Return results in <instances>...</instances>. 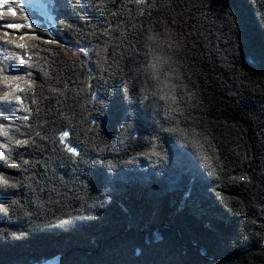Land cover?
Listing matches in <instances>:
<instances>
[{
  "label": "trees",
  "instance_id": "trees-1",
  "mask_svg": "<svg viewBox=\"0 0 264 264\" xmlns=\"http://www.w3.org/2000/svg\"><path fill=\"white\" fill-rule=\"evenodd\" d=\"M41 1L43 11L24 0L21 12L9 0L15 17L0 7L6 19L29 16L40 37L30 33L24 51L5 46L0 59L39 51L36 103L25 96L31 119L18 121L37 143L13 146L12 158L47 168L64 195L45 215L26 216L13 203L32 208L25 174L0 168L18 182L0 187V264L58 254L61 264H264V0H87L84 10ZM0 108V122L13 123ZM169 116L195 128L215 175L179 133H157ZM62 131L78 157L59 143ZM157 134L168 159L153 166L137 154ZM10 135L26 138L14 127Z\"/></svg>",
  "mask_w": 264,
  "mask_h": 264
},
{
  "label": "snow or ice",
  "instance_id": "snow-or-ice-1",
  "mask_svg": "<svg viewBox=\"0 0 264 264\" xmlns=\"http://www.w3.org/2000/svg\"><path fill=\"white\" fill-rule=\"evenodd\" d=\"M100 2V0H97ZM133 4H148L150 0H132ZM24 0H20L19 10H23ZM68 7H73L78 5L81 10H84L87 7V0H66ZM53 6V0H49L46 7ZM0 7L7 8V11L11 16L15 17L17 14V8L14 7L13 3H9V0H3V3L0 4ZM143 14V13H141ZM28 21L26 24L25 22ZM71 27V25H68ZM27 27L28 32H22L21 30ZM11 30V31H9ZM36 25L35 21H30V17L23 15L20 20H11L4 17H0V52L7 53V47L14 49H20L22 51L26 50L29 46L23 43V41L28 37L30 33H33L32 38L35 40H40V37L35 33ZM127 29H125L126 31ZM149 39H153L149 37ZM45 43L51 41H43ZM33 49H39V44L31 45ZM171 47V45H169ZM79 52L84 53L85 56H88V50L86 47L81 46ZM106 51V49H105ZM22 55L20 52H12L10 55L5 54L3 59H0V84L4 85V89L0 92V105H8V111L12 113L11 119L13 123L6 125L4 122H0V137H4L3 141H0V168H13L20 169L25 174L23 179L28 185L30 191L33 194V199L31 201L32 208L24 205L20 201H13L17 207L23 210L24 215L26 216H36L39 218L42 215H45L48 211V205L50 203L59 204L61 196L64 194L60 192L57 185V179L50 176L49 170L44 168L42 171H32L36 168V164L29 159H25L23 154H18V160L12 158L13 146L17 148H26L30 144L35 145L36 140L28 135L27 133L22 132L23 127H31V125L21 124L18 121L27 122L31 119L32 109L25 104V96L29 94L32 97L31 102L36 103L35 100V81L32 78V69L35 67H40L39 64L34 63L32 56H39V51L33 52L31 55ZM107 59V57H105ZM159 57L155 58L154 62L150 65L151 68H155L160 62ZM167 63V61H164ZM47 70H45L46 72ZM173 73H170V75ZM20 81H25L26 87H22L19 83ZM90 86V85H89ZM59 91V90H57ZM23 94V95H21ZM96 97L93 96V100ZM164 99V97H161ZM175 97H173V100ZM4 109L0 108V113H3ZM19 113H25V115H18ZM183 116V113L179 114ZM9 116L4 115L3 120L5 122L9 121ZM167 120L171 122V127L165 128L163 125L157 129L159 132H170V133H179L186 141L192 143L198 149V154L200 156L201 164L209 168L210 174L215 175L217 173V168L213 166V157L208 154L205 150V145L197 140L195 137L199 135L196 133L195 128L191 129V133L185 128L180 126V119L177 117L169 116ZM95 123V122H93ZM15 128L17 133H20L21 136L26 138H16L15 135H10V130ZM69 131H62L58 136V141L61 145L64 146V149L67 153H70L73 156H79L80 152L78 147L71 146L67 138L69 137ZM36 136L40 137L41 140L46 137L41 136L40 132H36ZM159 135L157 134L149 142V151L138 153L137 156H144L145 158L152 161L153 166L160 165L163 162H166L168 159L167 153L163 150L162 145L158 144ZM159 149V150H158ZM213 151L215 147L213 146ZM154 158V160H153ZM136 160L134 157L132 160L126 161L125 163L132 164ZM18 182L11 179L4 171H0V187L3 188H15L17 187ZM108 190L105 189V199H107ZM45 193L47 196L45 197ZM187 195V194H186ZM66 198V196H64ZM99 203V202H98ZM89 208H92L93 205H89ZM35 209L34 211L32 209ZM0 210L7 213L8 208L0 206ZM90 214V213H89Z\"/></svg>",
  "mask_w": 264,
  "mask_h": 264
},
{
  "label": "water",
  "instance_id": "water-1",
  "mask_svg": "<svg viewBox=\"0 0 264 264\" xmlns=\"http://www.w3.org/2000/svg\"><path fill=\"white\" fill-rule=\"evenodd\" d=\"M178 235H180V234H178ZM180 237V236H179ZM260 249H264V246L263 247H261ZM251 250H253V249H251ZM247 252V251H246ZM63 254L62 255H59V256H55V257H53V258H57L58 259V264H61L62 263V260H63ZM52 258V259H53ZM49 260H51V259H49ZM47 262V261H46ZM46 262L44 263V264H46Z\"/></svg>",
  "mask_w": 264,
  "mask_h": 264
},
{
  "label": "rangeland",
  "instance_id": "rangeland-1",
  "mask_svg": "<svg viewBox=\"0 0 264 264\" xmlns=\"http://www.w3.org/2000/svg\"><path fill=\"white\" fill-rule=\"evenodd\" d=\"M33 2H34V4L35 5H38V0H33ZM12 114V113H11ZM161 225H164L163 223L161 224ZM157 229V228H156ZM153 232V231H152ZM177 234H180L178 231H177ZM180 236V237H179ZM178 237H179V239H180V241H181V235H178ZM59 255H62V254H58V255H56V256H59ZM64 257V256H63ZM52 259V258H51Z\"/></svg>",
  "mask_w": 264,
  "mask_h": 264
},
{
  "label": "bare ground",
  "instance_id": "bare-ground-1",
  "mask_svg": "<svg viewBox=\"0 0 264 264\" xmlns=\"http://www.w3.org/2000/svg\"><path fill=\"white\" fill-rule=\"evenodd\" d=\"M46 264H58V259L53 258L52 260H48V262Z\"/></svg>",
  "mask_w": 264,
  "mask_h": 264
}]
</instances>
